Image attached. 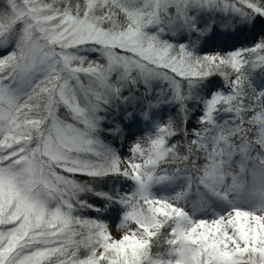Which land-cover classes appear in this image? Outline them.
<instances>
[{
    "label": "snow or ice",
    "instance_id": "obj_1",
    "mask_svg": "<svg viewBox=\"0 0 264 264\" xmlns=\"http://www.w3.org/2000/svg\"><path fill=\"white\" fill-rule=\"evenodd\" d=\"M218 27L253 43L207 51ZM0 51V264H264V0H0ZM137 113L122 161L101 136Z\"/></svg>",
    "mask_w": 264,
    "mask_h": 264
},
{
    "label": "trees",
    "instance_id": "obj_2",
    "mask_svg": "<svg viewBox=\"0 0 264 264\" xmlns=\"http://www.w3.org/2000/svg\"><path fill=\"white\" fill-rule=\"evenodd\" d=\"M233 32V29L231 28H220L218 27L216 32L212 34L209 37V42L207 45V51H215V52H228L232 51L235 48L239 47H249L253 43V39L250 34L243 33V34H237V35H232L231 33ZM182 37L179 36V38L174 37L173 42H180L182 41ZM3 51H0V55H3ZM250 77L252 78L253 86H259L262 82H264V76L261 75V69L257 68L255 70H250L249 73ZM184 85V91L185 93L187 92V82L182 81ZM210 88L212 91L215 90H222L224 92H228V86L224 82L223 77L219 75H214L213 77L210 78ZM207 89L202 93L203 95L207 94ZM249 96H251V90H248ZM169 99L171 98V95L169 94ZM247 103V101H246ZM187 106L189 109L192 110V112L195 113V115H192L191 113L189 114L188 117V122H187V127L189 129V132H191V129L193 125L196 123L198 117L203 111V108L199 104H195L192 101L187 102ZM154 111H157L159 114L156 117V121L160 123H166L169 118H171L174 123L180 124V121L182 119V113L180 106L178 104H161L159 108L154 109ZM110 117H114V119L110 120V123L112 124V127L115 128L116 126L124 127L125 124H127V120H124L123 123H121L120 119V114L115 113V112H110L109 113ZM248 116H251V113H248ZM219 118L222 119H229L230 114L227 113H220L218 114ZM137 118L140 120V124L137 128H134L133 131H136L137 129L139 132L136 134L140 137H144L146 134H150L153 130V123L151 122H145L143 118L139 115H137ZM183 125H181L182 127ZM124 132L127 133L128 129L124 128ZM136 135L134 137H136ZM255 135V130L253 129L251 136L254 137ZM125 135H119L117 133H112L109 134L108 132H105L102 136L101 139L104 140L105 143L111 145L112 147L116 148L117 151L120 150L122 141L124 139ZM251 138V137H250ZM173 140L179 139V137H173ZM181 144H186V140H181ZM200 162H203L202 159ZM77 180H83V179H88L87 177H81L77 175L74 177ZM115 186L116 188L120 189L122 188L123 190H128L132 189L133 187V182L127 181L124 178H119V182H114L110 180L107 184V188L105 190H111ZM102 189L104 188V185H99ZM195 190V189H193ZM90 200H95V197H89ZM81 215L87 218H93V219H100V220H106V221H115L116 217L112 214L110 210L97 213L91 210H83ZM164 231V230H162Z\"/></svg>",
    "mask_w": 264,
    "mask_h": 264
},
{
    "label": "rangeland",
    "instance_id": "obj_3",
    "mask_svg": "<svg viewBox=\"0 0 264 264\" xmlns=\"http://www.w3.org/2000/svg\"><path fill=\"white\" fill-rule=\"evenodd\" d=\"M176 38H179V35H177ZM92 58H95L94 54H93ZM162 86L164 87L165 92L170 94L171 90L167 87V85L162 84ZM140 91L143 92V86H141ZM151 94L152 95L160 94V88L154 86ZM64 114H65V109L61 108L60 109V115L62 116V118L64 117ZM137 115H138V113H137ZM134 132H135V135H136L139 132V130L137 129ZM136 140H143V138L138 136V135H136V137L129 136V135L124 136V139H123L122 144H121L122 146H121L120 150L118 151V153L121 156L122 161H126L131 156V153L129 152V148L134 144V142ZM137 162H140V161H137ZM123 166H124V164L122 163V167ZM128 190H130V189H128ZM188 208L190 209L191 205H189ZM199 215L205 216V218H210L211 217V212L209 210L208 213H206V214L205 213H201ZM108 222H109L110 230L113 232V235L116 236L117 238H119V236L122 234V230L117 229L115 227V224L113 223V221H108Z\"/></svg>",
    "mask_w": 264,
    "mask_h": 264
}]
</instances>
